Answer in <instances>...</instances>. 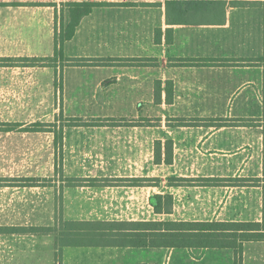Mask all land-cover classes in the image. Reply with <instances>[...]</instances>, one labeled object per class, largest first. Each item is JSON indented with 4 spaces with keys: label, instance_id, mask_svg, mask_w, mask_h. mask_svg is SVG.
I'll use <instances>...</instances> for the list:
<instances>
[{
    "label": "crops",
    "instance_id": "0c3cea01",
    "mask_svg": "<svg viewBox=\"0 0 264 264\" xmlns=\"http://www.w3.org/2000/svg\"><path fill=\"white\" fill-rule=\"evenodd\" d=\"M49 1L0 0V63L9 62L24 78L28 75L20 82L25 98L48 94L49 67L41 60L54 56L53 20L59 0ZM96 2L103 4L80 20L63 45V58L88 61L73 65L67 60L57 90L68 122L60 130L64 221L154 220L161 214L149 203L153 194H170L172 209L162 215L175 216L185 214L175 204H185L192 188L199 187L200 199L208 202L214 188L246 186L227 185L229 177L215 172L194 175L182 152L194 135L202 137V146H216L223 134L242 130L237 127L242 123H232L219 110L192 114L191 109L257 96L264 83V0H216L172 24L166 22L163 0ZM166 29L171 30L169 43ZM24 61L27 64L21 65ZM56 62L59 67L60 59ZM150 104L166 114L150 115L145 107H136ZM151 117L157 121L144 122ZM166 140L171 161L156 162L155 142L164 152ZM259 245L264 241L244 242L237 257L230 248L62 246L60 264H264V255L251 249Z\"/></svg>",
    "mask_w": 264,
    "mask_h": 264
},
{
    "label": "rangeland",
    "instance_id": "374dc122",
    "mask_svg": "<svg viewBox=\"0 0 264 264\" xmlns=\"http://www.w3.org/2000/svg\"><path fill=\"white\" fill-rule=\"evenodd\" d=\"M71 1L81 0H59L53 27L55 23L58 28L68 23L66 3ZM49 3L52 4V0ZM41 61L43 66L49 67L48 94L30 98L22 96L26 90L20 83L28 75L24 78L20 69L13 68L9 62L0 63V264H60L62 244L72 241V238L60 237L61 229H67L69 225L64 223L65 209L60 196V180L63 179L60 130L68 122L61 114L62 104L57 101V90L62 88L63 65L67 60L60 58L59 67L50 57ZM260 63L264 72V57ZM25 64V61L21 63ZM32 79L35 80L36 76ZM262 86L257 88V96L247 102L194 105L199 109L192 106V114L219 110L232 123H242L237 126L242 130L223 134V140L216 146H202V137L194 135L190 137L192 143L187 151L182 152L194 175L215 172L229 177L227 185L239 182L246 186L214 188L208 202L200 199L199 187L192 188L186 195L185 204L180 201L175 204L180 205L181 213L185 214H161L154 220L261 218L262 191L255 179L260 177L262 182L259 185H264V83ZM140 106L145 107L144 112L150 115L157 112L166 114L151 104L136 105ZM147 119L157 121L151 117L145 118V123H149ZM39 125H42V130L34 131ZM30 181L35 186L27 185ZM7 226H26L27 229L53 226L55 229L44 234L30 231L5 233L2 229ZM251 249L256 250L258 256L264 255V246Z\"/></svg>",
    "mask_w": 264,
    "mask_h": 264
},
{
    "label": "trees",
    "instance_id": "16d2710c",
    "mask_svg": "<svg viewBox=\"0 0 264 264\" xmlns=\"http://www.w3.org/2000/svg\"><path fill=\"white\" fill-rule=\"evenodd\" d=\"M145 4L144 0H130ZM166 7V22L169 24L181 22L183 15L192 11H200L203 7L216 0H163ZM224 2L225 0H218ZM238 0H231V2ZM103 4V3H101ZM90 0L71 1L66 3L68 9V23L63 27H54V56L50 60L56 63L63 58V45L70 40L80 20L90 14L92 9L101 5ZM169 11H173L171 16ZM62 15V13H61ZM166 29L165 42L171 41ZM156 42L160 41L158 31H155ZM35 60V59H33ZM70 64H87L83 59H66ZM94 64H103L104 60H93ZM161 82L157 81L154 94L158 97L161 91ZM171 89V82H166V95ZM42 130V125L34 131ZM170 141H165L164 152L161 151L160 142H155L154 160L169 163L171 161ZM259 181L260 179H255ZM32 181L27 185H34ZM133 185L140 181H132ZM262 195L261 219L253 221H182V220H144V221H64L67 229H61L60 237L72 238V241L63 246H130V247H190V248H230L235 257L241 256L243 243L247 241H264V185ZM149 203L157 214L169 213L172 209L173 199L170 194H153ZM53 226H7L2 230L5 233H41L54 230ZM1 230V229H0ZM145 264V263H144Z\"/></svg>",
    "mask_w": 264,
    "mask_h": 264
},
{
    "label": "built area",
    "instance_id": "2783aa9c",
    "mask_svg": "<svg viewBox=\"0 0 264 264\" xmlns=\"http://www.w3.org/2000/svg\"><path fill=\"white\" fill-rule=\"evenodd\" d=\"M94 1H105V2H124L126 0H94Z\"/></svg>",
    "mask_w": 264,
    "mask_h": 264
}]
</instances>
